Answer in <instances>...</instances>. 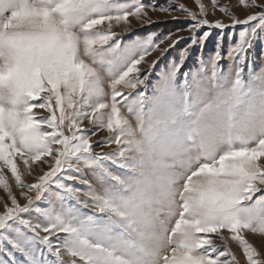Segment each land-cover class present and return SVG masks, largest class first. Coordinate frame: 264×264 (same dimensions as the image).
I'll use <instances>...</instances> for the list:
<instances>
[{
    "label": "snow or ice",
    "instance_id": "snow-or-ice-1",
    "mask_svg": "<svg viewBox=\"0 0 264 264\" xmlns=\"http://www.w3.org/2000/svg\"><path fill=\"white\" fill-rule=\"evenodd\" d=\"M239 3L260 11L231 26L258 24L230 49L227 70L221 35L210 74L204 62L181 73L210 35L197 36L204 26L229 27L198 0L199 14L176 6L192 21L191 42L161 74L157 60L183 37L124 43L113 24L128 31L130 17L150 22L147 9L170 6L0 0V264H264V248L245 236H264V70L244 77L264 3ZM243 95L259 112L253 104L238 118ZM100 130L108 135L96 141ZM36 168L26 183L23 170Z\"/></svg>",
    "mask_w": 264,
    "mask_h": 264
},
{
    "label": "rangeland",
    "instance_id": "rangeland-1",
    "mask_svg": "<svg viewBox=\"0 0 264 264\" xmlns=\"http://www.w3.org/2000/svg\"><path fill=\"white\" fill-rule=\"evenodd\" d=\"M120 3H131L132 0H119ZM145 3L154 4L157 8L161 7H171L170 12L165 13L158 10H153L152 8L147 9V17L145 19H149L150 22L141 23L137 21L135 17H130L129 20L131 22V28L128 31H124L123 25H115L113 24V30L117 31L122 42L127 43L136 38H146L152 33L160 34V36H165L170 33L178 34L179 37H183V39H179V42L172 48H170L162 57L157 60V64L155 66V71L157 73L163 74V71L167 69L168 65L174 60L178 59V54L181 50H183L190 42L191 36L187 29L190 27L192 21L187 16L186 13H183L178 10L176 7L178 4H183L190 11L196 12L199 14V5L198 0H143ZM200 3L205 5V8L208 11L207 19L214 23L216 20H220L221 22L229 25L221 30L219 28L210 29L208 26H204L201 29V32L197 33V36L201 35L203 32L210 31V35L204 41L203 46L200 44H196L193 46V49L190 51L189 56L185 59V64L181 67V73L183 72H193L197 71L201 67V62L207 66V69L210 74V61L211 58L217 51L218 38L222 35V41L220 44V51L222 54V60L220 62L221 68L223 70H227L230 64H233L234 61L229 59L230 49L237 45L242 41V33H249L250 30L257 26V21H252L251 23H238L232 27V19L233 17L243 20L246 19L248 15H252L258 11L259 8H251L245 7L243 4L239 3V0H216L217 5L219 6H227L228 11L231 15H226L224 12L220 11V7H213L212 0H199ZM257 4L264 3V0H255ZM205 18V17H200ZM107 26V22L105 25H101L98 27L105 28ZM174 39L177 36L173 37ZM148 59V58H146ZM151 59H157V54L152 53ZM147 67V66H145ZM264 67V30H257L256 38L252 43V47L248 49L247 59L245 63V79L248 78L250 73H256ZM182 76L180 79L182 80ZM157 82H159V76L156 78ZM127 92V90H125ZM38 112H42L43 110H36ZM125 114H127V110L123 109ZM134 123V119L129 117ZM108 133L106 130H100L97 132L96 136L93 137L94 140L98 141L102 138H106ZM116 145H106L104 150L114 149ZM97 151L101 149L99 147L96 148ZM264 159V158H262ZM24 171V178L26 183H34L37 173L41 170L36 168V171L32 174H28L27 170ZM85 175L90 177V173L88 169H85ZM5 173L8 176L9 183L13 187L14 193L17 195L19 202L21 205L26 203L27 201L19 196V193L22 189H19L15 186V180L11 177V174L5 169ZM29 195L35 196V193H29ZM7 199V193L3 188H0V212L3 211L2 201ZM10 204V202H9ZM37 204L41 207H47L46 203L37 202ZM89 211V210H85ZM35 215V213H33ZM43 234V233H42ZM246 238L252 243L258 250L264 248V236L255 233H245ZM229 247L233 249V251L237 254L238 259L243 261L242 249L235 242H230ZM3 254L0 253V256ZM16 257L19 259H23V257L16 253Z\"/></svg>",
    "mask_w": 264,
    "mask_h": 264
},
{
    "label": "clouds",
    "instance_id": "clouds-1",
    "mask_svg": "<svg viewBox=\"0 0 264 264\" xmlns=\"http://www.w3.org/2000/svg\"><path fill=\"white\" fill-rule=\"evenodd\" d=\"M253 104L256 105V109L258 113L259 112V99L254 98L251 95L241 96L236 106V113H237L238 118H243L247 114L250 105H253Z\"/></svg>",
    "mask_w": 264,
    "mask_h": 264
}]
</instances>
